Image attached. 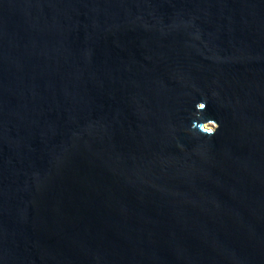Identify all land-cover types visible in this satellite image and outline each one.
Here are the masks:
<instances>
[{
  "label": "water",
  "instance_id": "obj_1",
  "mask_svg": "<svg viewBox=\"0 0 264 264\" xmlns=\"http://www.w3.org/2000/svg\"><path fill=\"white\" fill-rule=\"evenodd\" d=\"M0 264H264V0H0Z\"/></svg>",
  "mask_w": 264,
  "mask_h": 264
},
{
  "label": "clouds",
  "instance_id": "obj_2",
  "mask_svg": "<svg viewBox=\"0 0 264 264\" xmlns=\"http://www.w3.org/2000/svg\"><path fill=\"white\" fill-rule=\"evenodd\" d=\"M206 103H207V101L205 100V99H201V100H199V101H197V107L199 108V107H205L206 106ZM193 128H195V125H193L192 126ZM202 127L204 128V124H202ZM220 127V123H219V121L217 122V124H216V128L215 129H211V131L210 132H215V130H217L218 128ZM205 129V128H204ZM191 130V129H190ZM207 130H209V129H207Z\"/></svg>",
  "mask_w": 264,
  "mask_h": 264
},
{
  "label": "rangeland",
  "instance_id": "obj_3",
  "mask_svg": "<svg viewBox=\"0 0 264 264\" xmlns=\"http://www.w3.org/2000/svg\"><path fill=\"white\" fill-rule=\"evenodd\" d=\"M205 126H207V127H214V125L212 123H206Z\"/></svg>",
  "mask_w": 264,
  "mask_h": 264
}]
</instances>
